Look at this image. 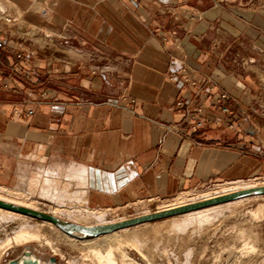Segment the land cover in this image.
Segmentation results:
<instances>
[{
    "label": "crops",
    "instance_id": "1",
    "mask_svg": "<svg viewBox=\"0 0 264 264\" xmlns=\"http://www.w3.org/2000/svg\"><path fill=\"white\" fill-rule=\"evenodd\" d=\"M1 2L0 186L110 207L264 173V0Z\"/></svg>",
    "mask_w": 264,
    "mask_h": 264
},
{
    "label": "rangeland",
    "instance_id": "2",
    "mask_svg": "<svg viewBox=\"0 0 264 264\" xmlns=\"http://www.w3.org/2000/svg\"><path fill=\"white\" fill-rule=\"evenodd\" d=\"M263 183L264 173H259L172 197H142L125 205L110 207L90 203V199L82 195L80 189L70 188L65 179H60L53 189L44 181H36L28 187H0L12 191L17 197L33 201L41 212L57 211L58 218L67 222L77 224L70 219L66 209L83 207L92 213L105 211L108 218L104 224H110L153 213L158 203L174 201L182 195L187 199L198 200L224 188L250 187ZM242 199L240 202L222 204L217 210L204 215L175 216L119 230L116 234L87 239L69 236L58 228L55 230L47 225L40 226L41 220L25 215L0 213V243L14 236L20 228H26L29 231L37 230L43 233L42 237L52 240L62 253L55 256L58 264H97L89 257L84 258L83 254L98 246L104 250L107 245L117 243H121L131 258L128 264H264V194ZM37 228H42V231ZM27 245L40 250L46 258L53 257L52 250L48 246L43 247L42 241ZM23 247L15 246V250H6L7 253L0 250V264H8Z\"/></svg>",
    "mask_w": 264,
    "mask_h": 264
},
{
    "label": "bare ground",
    "instance_id": "3",
    "mask_svg": "<svg viewBox=\"0 0 264 264\" xmlns=\"http://www.w3.org/2000/svg\"><path fill=\"white\" fill-rule=\"evenodd\" d=\"M261 186H264V183L261 185H254V186H250V187L235 186V187L227 188V189L224 188L221 191H216L214 194H206L201 199H198V200L187 199L186 196L182 195V196H179L178 198H176L174 201L158 203L157 206L155 207L154 212L168 210V209L184 206L187 204H191L194 202L214 198V197L221 196L224 194H228V193H232V192H236V191H240V190H244V189H249V188H257V187H261ZM14 194L15 193H13L12 191H8L5 188L0 187V200L39 211L36 208V206L34 205L33 201H31L29 199H23L22 197H17ZM239 200L240 199L235 200L233 202L234 203L240 202ZM242 200L243 199H241V201ZM229 203H231V202H229ZM220 206L221 205L202 209V210L187 213V214H183V216L204 215V214H207L208 212L217 210L218 208H220ZM66 211L68 213H70L69 215H70V219L72 221H74L77 224H81L83 226H94V225L104 224L105 222H107V218H108L107 213L103 210H99L97 213L96 212L92 213L88 209L82 207V208L73 209V210L66 209ZM42 212L50 214V215L55 216V217L59 216L57 214V211L52 212V213H48L46 211H42ZM0 213H2L4 215L21 216V214H19V213L8 211V210L2 209V208H0ZM42 225H47L52 229L58 230L57 227L50 222L42 221L40 226H42ZM37 229L42 231L41 230L42 228L41 229L37 228ZM35 231H31V230L29 231L26 228H25V230H22V228H20L15 233L14 236L7 237L6 239H4V241H2L0 243V250L5 252L6 250L13 249L15 246H18V248L20 246L25 247L27 244H30L32 242L35 243V241H38V242L42 241L43 247L48 246L52 250L51 256L55 257V256H58L59 254H62L61 251L56 247V245H54V243L52 242V240L50 238L42 237L43 233H40L37 230H35ZM116 232H114V233L116 234ZM111 234H113V233H111ZM73 236L82 238L85 235H83L81 233H75ZM42 238H44V239L42 240ZM38 245H41V244H38ZM27 246H29V245H27ZM30 246L32 247V250L34 251L35 255L40 257V264H47V258L43 256L42 252L40 250H35V248L32 245H30ZM24 247L22 248V250L24 249ZM98 247L91 249L88 253L87 252L84 253L83 257L84 258L89 257L90 259L95 261L97 264H128V261L131 259V258H129L128 253L123 250L121 243L109 244L105 247L104 250L99 249ZM13 250H15V249H13ZM22 250H21V252H22ZM21 252L16 257H18L21 254ZM5 253H7V251ZM12 253L16 254L15 252H12ZM16 257H14V258H16ZM69 264H71V262H69Z\"/></svg>",
    "mask_w": 264,
    "mask_h": 264
},
{
    "label": "water",
    "instance_id": "4",
    "mask_svg": "<svg viewBox=\"0 0 264 264\" xmlns=\"http://www.w3.org/2000/svg\"><path fill=\"white\" fill-rule=\"evenodd\" d=\"M0 11L4 14L8 11L7 6L3 2L0 3ZM260 194H264V186L244 189V190L224 194L221 196H217L214 198L194 202L184 206L141 215L138 217H134L116 223L100 224L94 226H83L80 224L70 223L58 217L52 216L50 214L33 210L27 207L19 206L13 203L5 202L2 200H0V208L15 213H19L21 215H25L34 219H38L41 221L50 222L53 225H55L60 231H62L63 233L69 236H73L75 233H81L85 236L82 238L81 237H77V238L87 239V238L99 237V236L111 234L116 231L134 227L140 224L172 218L175 216H180L183 214L199 211L202 209L219 206L238 199H242L254 195H260ZM8 264H40V257L35 255L34 251L32 250V247L29 245V246H25L21 254L18 257L11 259L8 262ZM47 264H58V260L56 257H47Z\"/></svg>",
    "mask_w": 264,
    "mask_h": 264
},
{
    "label": "built area",
    "instance_id": "5",
    "mask_svg": "<svg viewBox=\"0 0 264 264\" xmlns=\"http://www.w3.org/2000/svg\"><path fill=\"white\" fill-rule=\"evenodd\" d=\"M4 44L3 42L0 40V48H3ZM184 81L187 84H192L195 85V82L190 81L188 78H185ZM217 107L219 108V110H221L224 114H229L231 112L230 106L228 105V100H229V95L226 92H222L220 93L217 98ZM132 103H134V101H132ZM179 106H183L182 102L178 103ZM34 113L33 110H30L28 112L29 115H32ZM202 113V108H196L194 110V114H192L191 119L196 121V123L192 126L194 130H199L202 129L205 125V122L203 120L198 119V115Z\"/></svg>",
    "mask_w": 264,
    "mask_h": 264
}]
</instances>
